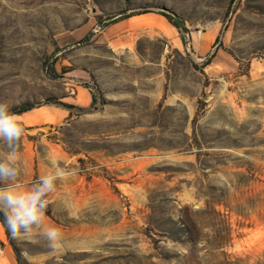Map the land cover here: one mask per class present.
<instances>
[{"label": "rangeland", "instance_id": "rangeland-1", "mask_svg": "<svg viewBox=\"0 0 264 264\" xmlns=\"http://www.w3.org/2000/svg\"><path fill=\"white\" fill-rule=\"evenodd\" d=\"M76 87L88 113L42 105ZM0 103L51 127L21 182L75 171L46 213L61 248L0 226L13 264H264V0H0Z\"/></svg>", "mask_w": 264, "mask_h": 264}, {"label": "clouds", "instance_id": "clouds-1", "mask_svg": "<svg viewBox=\"0 0 264 264\" xmlns=\"http://www.w3.org/2000/svg\"><path fill=\"white\" fill-rule=\"evenodd\" d=\"M26 134L22 116L11 111L7 103H0V144L6 151L0 152V212L4 214L2 227L13 239L32 241L40 236L53 250L63 246L60 228L46 224V213L57 192L58 183L75 175L74 170L61 166L55 157H49V169L31 185L20 181L23 172L19 152L20 142ZM28 258L27 252H22ZM4 253L0 251V264Z\"/></svg>", "mask_w": 264, "mask_h": 264}, {"label": "crops", "instance_id": "crops-1", "mask_svg": "<svg viewBox=\"0 0 264 264\" xmlns=\"http://www.w3.org/2000/svg\"><path fill=\"white\" fill-rule=\"evenodd\" d=\"M219 32V27L215 26L212 27L208 32H205L202 36V38H197L194 40V38H191L192 40V48H196L195 56L198 59L203 58L204 50L209 46V44L212 42V40L217 36ZM199 52V53H198ZM74 100H75V105L78 107H87L91 103V95L89 91L84 88V87H76L74 90ZM68 104H72L71 102H67ZM73 105V104H72ZM31 112H39L37 111H29L27 113H24L22 116L23 121L26 123L29 121L31 117ZM53 116L56 118H62L65 115V112L59 109H56L53 113ZM6 151V148L4 146H0V152ZM25 159L27 158V151L24 150V156ZM4 261L3 264H13L14 262V256L13 253L9 248L4 247Z\"/></svg>", "mask_w": 264, "mask_h": 264}, {"label": "trees", "instance_id": "trees-1", "mask_svg": "<svg viewBox=\"0 0 264 264\" xmlns=\"http://www.w3.org/2000/svg\"><path fill=\"white\" fill-rule=\"evenodd\" d=\"M161 16H163L168 23H170L179 33L181 32L182 28H180L179 26H177L176 24H174L171 20V18L163 13V12H158ZM130 16H126V18H129ZM95 99L94 97L91 95V103H94ZM42 105L45 106H55L57 108L66 110L69 114L72 113V111H76L77 113H88V109L86 108H81L78 106H74L72 104H68V103H64V102H60V101H56L55 99H45L44 103ZM37 105L33 104V103H24L21 105H15V106H11V111L17 113V114H24L27 113L31 110H33L34 108H36Z\"/></svg>", "mask_w": 264, "mask_h": 264}, {"label": "water", "instance_id": "water-1", "mask_svg": "<svg viewBox=\"0 0 264 264\" xmlns=\"http://www.w3.org/2000/svg\"><path fill=\"white\" fill-rule=\"evenodd\" d=\"M45 128H49L47 131L45 130ZM35 130V132L37 131H41V132H49L51 130V127L49 126H43V127H40V128H30V129H27L26 130V133L28 134V132H33Z\"/></svg>", "mask_w": 264, "mask_h": 264}, {"label": "built area", "instance_id": "built-area-1", "mask_svg": "<svg viewBox=\"0 0 264 264\" xmlns=\"http://www.w3.org/2000/svg\"><path fill=\"white\" fill-rule=\"evenodd\" d=\"M0 251H2L4 253V249L1 247V245H0Z\"/></svg>", "mask_w": 264, "mask_h": 264}, {"label": "bare ground", "instance_id": "bare-ground-1", "mask_svg": "<svg viewBox=\"0 0 264 264\" xmlns=\"http://www.w3.org/2000/svg\"><path fill=\"white\" fill-rule=\"evenodd\" d=\"M49 128H45V130H48Z\"/></svg>", "mask_w": 264, "mask_h": 264}]
</instances>
